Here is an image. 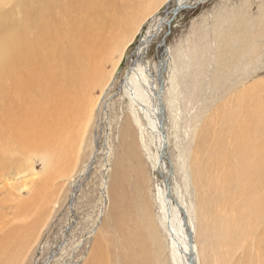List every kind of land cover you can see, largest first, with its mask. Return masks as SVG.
<instances>
[{"label": "bare ground", "instance_id": "obj_1", "mask_svg": "<svg viewBox=\"0 0 264 264\" xmlns=\"http://www.w3.org/2000/svg\"><path fill=\"white\" fill-rule=\"evenodd\" d=\"M159 1L165 7L152 13ZM204 1L22 0L0 13V170L31 150L42 153L44 165L65 167L73 153L61 139L88 117L90 92L102 86L92 111L105 141L100 147L102 134L91 132L89 160L69 200L75 214L76 192L102 154L101 204L62 264H264V2L256 17L246 3L232 9L241 12L221 10L222 19L233 16L214 26V45L206 49L208 56L214 51L212 65L206 70V61L193 56L188 83L168 46L155 68L148 60L151 49L166 44V26L178 13ZM134 28L140 41L108 96L104 63ZM114 95L127 101L115 114ZM181 97L203 104L185 128ZM17 207L31 214L36 206ZM37 222L9 227L0 237V263H10L17 244L9 255L19 263ZM66 241L41 264H51Z\"/></svg>", "mask_w": 264, "mask_h": 264}, {"label": "rangeland", "instance_id": "obj_2", "mask_svg": "<svg viewBox=\"0 0 264 264\" xmlns=\"http://www.w3.org/2000/svg\"><path fill=\"white\" fill-rule=\"evenodd\" d=\"M262 1L264 2V0H205L203 3L198 4L195 7L183 8L178 13L176 18L173 19L172 24L170 26H166V44L157 45L151 49V53L148 55V60L150 61L152 67L155 68L159 59L163 56L166 46H168L172 55L175 58L177 57L178 61L180 60L178 62V72L179 74L183 72L180 74L181 81H186V83H188V76L190 75L189 70H192L193 73L195 70V67L191 66L193 65V62L191 61L193 56H195L196 59L201 58V60L204 59V61H206V70H209L212 65L210 64L211 62L209 58H211L214 51L210 50V56H208L206 54V49L208 50L209 47H213L212 44L214 45L213 38L216 34L214 33V26L216 24L230 22L229 19L233 15H230L228 20H224L220 16H223L225 13L226 15H229L231 11L239 9L237 8L232 10L233 8L242 6L246 3L247 5L249 4L248 11L255 14L254 16L256 17L258 16L256 15L257 8L262 4ZM21 2L22 0H0V13L4 14L8 12L9 9L14 8L15 4H20ZM225 4L228 5V7H225ZM232 4L235 6L231 7ZM164 7V2L159 1L152 9V13L162 10ZM221 10H226L227 12L222 13ZM138 23L139 22H137V24ZM134 31L135 28L128 35L126 40L117 47L116 51L112 53L113 58L108 59L104 63L103 70L108 75L107 82L111 80L109 85L111 86V91L108 96L117 91L119 83L123 80V77L128 70L131 58L130 56L135 49V45L140 41V35H136L137 32L134 33ZM260 40L263 46L260 63L263 61L262 65L264 66V36L261 37L259 41ZM194 41H196V43ZM130 42L132 43L130 44ZM195 46L196 48L198 47V50L202 48L199 50V53L193 51V49H196ZM180 55L185 57L182 58ZM189 63L192 64L189 66ZM181 67H183L184 70L180 69ZM190 67H193L194 69H191ZM260 75L264 76V68ZM102 93V86H97L94 90H91L90 104L88 102L86 109V112L87 110L89 111L88 117H85L84 115L79 120L77 119L74 123V129L78 132V134L74 133L75 131L72 126L73 130L70 129L71 132L65 136L68 137V139L66 140L65 137L64 140L61 139L62 145L67 144L64 149L70 147V152L73 153L71 160L65 167H59L48 163L44 165L45 162L41 159L42 153L38 150H31L24 153L22 157L15 158V161L13 162L14 164L12 165L13 168L9 169V171H7L5 167L6 163L3 165L4 170H0V237L4 235L12 225L15 226L23 224L26 226V224L29 225L32 221L38 220L34 234L28 241L26 240L25 242L26 248L22 251L24 254V257L22 258L23 260H19V263L16 264H41L46 257L50 256L52 250H57V246L67 239L65 248L63 250H58V253L56 252V256L54 255V259L51 261V264H62L66 257L71 254L72 250H74L83 239L85 234L84 231H86V229H88L91 225V218L97 215L100 206L99 204H101L100 197L102 195L100 184V169L103 165L102 154H98L97 159L94 162V167L90 171V175L88 177H83L81 188L76 192L77 199L74 204L75 214L71 212L69 200L73 192L72 184L78 179V171L81 169L83 164L89 160V156H87V160H85V156L91 152V132L98 133L99 131L96 130V124H94L97 117V111L93 112L92 107L93 105L94 107L97 106V104H93V101L95 103L97 99H101L100 97L102 96ZM126 102V99H121L118 95L112 96L110 101L112 112H114V114L119 113L121 111V107L126 105ZM201 102L202 101L194 103V101H192V103H190L187 98H180L178 109L180 125L182 128H185L187 123L192 120L193 116H195L196 107H198ZM176 109L177 108L175 107L174 110ZM92 113H94L93 118ZM112 115L113 114H111V116ZM168 115L171 122V114L169 110ZM183 116L185 117L183 118ZM114 127L111 139L117 149L116 133L118 130L115 124ZM104 132L99 131L102 136L104 135ZM73 137L77 141L76 144L73 143ZM170 139H172L169 145L170 152L172 158L174 156V159H176L177 151L174 149L173 137H170ZM104 141L105 139L103 136L100 140V147H102ZM61 150H63V148ZM65 151H63V153L60 151V153H62L61 155L64 153L69 154L68 151ZM175 171L178 182L182 184L177 168H175ZM28 204H33L34 207L36 206L33 212L31 214H19L20 210L17 209V206L24 208ZM2 215H6L5 219H3L4 217ZM16 237L13 242H16L17 239L20 241V236ZM24 238L26 239V235H24ZM3 246L4 245H2L1 248ZM18 246L19 244L11 247L8 251L7 256L11 259L10 263L7 261L8 264H11L14 259L12 256L10 257L9 253L18 249ZM78 255L79 252L75 253L74 258L78 257ZM3 258L4 257L0 256V260ZM3 262L4 263L0 264H7L6 261Z\"/></svg>", "mask_w": 264, "mask_h": 264}, {"label": "crops", "instance_id": "obj_3", "mask_svg": "<svg viewBox=\"0 0 264 264\" xmlns=\"http://www.w3.org/2000/svg\"><path fill=\"white\" fill-rule=\"evenodd\" d=\"M226 5V4H225ZM235 5H231V7H234ZM225 7H228V5H226ZM239 10V11H238ZM240 10H242V9H237V11L236 12H241ZM244 13H245V15H246V18H249L250 16H249V12H247V11H243ZM252 15H255V14H253L252 12H250ZM257 15H259V7L257 8Z\"/></svg>", "mask_w": 264, "mask_h": 264}]
</instances>
